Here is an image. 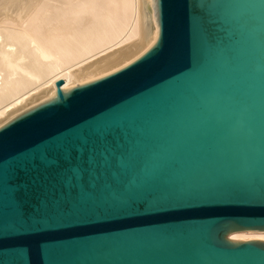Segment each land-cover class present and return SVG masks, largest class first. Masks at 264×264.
Returning <instances> with one entry per match:
<instances>
[{"label": "water", "instance_id": "1", "mask_svg": "<svg viewBox=\"0 0 264 264\" xmlns=\"http://www.w3.org/2000/svg\"><path fill=\"white\" fill-rule=\"evenodd\" d=\"M128 64L0 126V264H264V0H152Z\"/></svg>", "mask_w": 264, "mask_h": 264}, {"label": "bare ground", "instance_id": "2", "mask_svg": "<svg viewBox=\"0 0 264 264\" xmlns=\"http://www.w3.org/2000/svg\"><path fill=\"white\" fill-rule=\"evenodd\" d=\"M156 37L152 0H0V126L62 88L104 76ZM235 240H264L243 230Z\"/></svg>", "mask_w": 264, "mask_h": 264}, {"label": "snow or ice", "instance_id": "3", "mask_svg": "<svg viewBox=\"0 0 264 264\" xmlns=\"http://www.w3.org/2000/svg\"><path fill=\"white\" fill-rule=\"evenodd\" d=\"M0 242H2V241H0Z\"/></svg>", "mask_w": 264, "mask_h": 264}]
</instances>
